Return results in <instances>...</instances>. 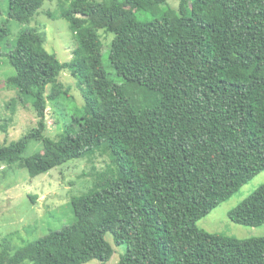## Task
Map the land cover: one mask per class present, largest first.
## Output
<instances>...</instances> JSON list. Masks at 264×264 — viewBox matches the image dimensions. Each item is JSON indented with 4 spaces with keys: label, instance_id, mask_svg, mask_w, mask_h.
<instances>
[{
    "label": "trees",
    "instance_id": "16d2710c",
    "mask_svg": "<svg viewBox=\"0 0 264 264\" xmlns=\"http://www.w3.org/2000/svg\"><path fill=\"white\" fill-rule=\"evenodd\" d=\"M45 1L56 11L42 13L66 20L74 35L68 61L45 49L38 27L9 40L8 21L29 23ZM165 6L7 1L0 58L14 70L6 81L16 96L0 103V133L25 104L37 122L14 140L4 137L0 165L34 179L73 159L98 154L109 162L92 166L91 189L71 199L72 223L0 256V264L105 263L114 252L107 234L125 247L116 264H264V237L238 240L196 226L264 171V0H179L176 11L158 15ZM100 31L121 49L105 48ZM61 73L74 79L83 104L53 139L44 136L45 110L66 92L47 95L46 87ZM228 218L263 225L264 184Z\"/></svg>",
    "mask_w": 264,
    "mask_h": 264
},
{
    "label": "rangeland",
    "instance_id": "374dc122",
    "mask_svg": "<svg viewBox=\"0 0 264 264\" xmlns=\"http://www.w3.org/2000/svg\"><path fill=\"white\" fill-rule=\"evenodd\" d=\"M7 1L0 0V26L7 20ZM49 3L45 1L29 23L9 20V40L14 42L20 31L38 27L45 35V49L54 54L59 61H68L75 45L74 35L66 20L49 18L42 13L44 10L56 11V3L50 6ZM166 4L167 6L158 8V15L176 11L179 0H166ZM142 19L149 20L151 15L143 14ZM99 35L105 48L111 47L115 51L121 49L118 39L112 34L100 31ZM104 58H106L105 52ZM108 71L112 73L111 70ZM10 75H14V70L6 58L1 57L0 103L16 96L15 90L6 81ZM54 88L66 92V99L47 103L44 136L53 139L63 131L74 108L78 109L83 104L76 83L68 73H61L54 84L48 85L46 94L49 95ZM130 91L137 97H142L140 89L130 88ZM36 122L37 118L30 105L25 104L24 107H19L15 125L7 131L6 136L0 133V144L4 142V137H7L8 141L18 138L28 128L35 126ZM31 146L32 144L28 146L24 156L31 153ZM108 162L106 155L98 154L92 162L87 161V158L73 159L34 179H30L26 169L18 171V169L9 168L7 170L4 165H0V256L10 257L23 244L35 241L49 231L60 230L72 223L74 215L71 199L91 189L92 166L99 170ZM262 184H264V171L254 176L231 198L197 221V228L212 234L231 236L238 240L264 237V224L248 227L235 224L228 218V212ZM105 239L114 250L111 258L105 263L91 260L85 264H116L119 261L125 247H116L109 234L105 236ZM3 242L5 244H2Z\"/></svg>",
    "mask_w": 264,
    "mask_h": 264
}]
</instances>
